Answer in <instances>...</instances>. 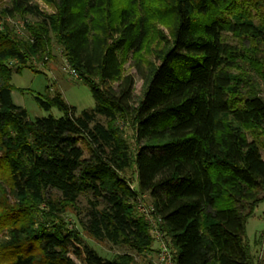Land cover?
I'll return each instance as SVG.
<instances>
[{
  "label": "trees",
  "instance_id": "1",
  "mask_svg": "<svg viewBox=\"0 0 264 264\" xmlns=\"http://www.w3.org/2000/svg\"><path fill=\"white\" fill-rule=\"evenodd\" d=\"M42 1L49 13L35 0H12L7 10L39 20L29 28V41L0 33V162L9 174L11 194L25 201L24 207L51 192L69 203L91 194L82 228L98 241L138 253L155 241L135 206L139 196L148 195L174 250V264H257L246 227L264 202V160L239 125L264 126V99L252 93L242 107L233 108L230 94H237L239 86L228 68L242 55L222 35L249 36L264 52V27L222 18L226 0H162L172 43L150 77L137 65L147 82L137 101L134 77L121 78L120 53L141 50L146 18L136 17L128 6L113 8L109 0ZM51 32L96 106L77 115L59 92L48 90L34 94L35 102L62 116L31 120L13 101L12 76L21 69L33 72L30 60L51 55ZM6 61H15L16 68ZM128 117L135 126L134 157L115 129L99 120ZM81 141L89 147L88 158ZM132 165L136 190L125 176ZM32 228H11L1 247L19 252L0 264L132 261L100 257L77 231Z\"/></svg>",
  "mask_w": 264,
  "mask_h": 264
},
{
  "label": "rangeland",
  "instance_id": "2",
  "mask_svg": "<svg viewBox=\"0 0 264 264\" xmlns=\"http://www.w3.org/2000/svg\"><path fill=\"white\" fill-rule=\"evenodd\" d=\"M37 7L49 13L51 8L42 0H35ZM113 8H132L136 17L146 18L147 36L141 50L137 53L121 52V78L131 75L135 79L134 95L138 101L144 94L147 82L140 78L137 65L142 68L144 75L150 77L160 65L164 53L171 47L172 38L169 28V19L164 17L162 0H109ZM225 1V0H222ZM227 4L221 7L225 20L249 21L259 27H264V0H226ZM12 0L0 2V33H11L23 41H29V28L39 24V20L31 15L7 13L11 8ZM219 11V10H218ZM217 11V12H218ZM198 16V15H196ZM203 22L202 16L197 17ZM52 53L42 60L32 59L29 69H21L20 73L12 76L14 86V101L25 108L29 119L53 115L60 118L62 114L55 108L50 112L41 109L34 100V94H50L59 92L62 98L76 108V114L84 110H92L96 104L89 87L68 73V62L62 52V48L56 43L54 33H50ZM222 41L236 49L242 56L234 59V67L228 71L234 77V86H239L237 94L231 93L230 100L233 108L242 107L244 99L252 93L259 94L264 99V52L256 41L249 36H242L225 32ZM9 67L16 68L15 61H6ZM67 68V70H66ZM118 82L112 83L116 88ZM49 87V88H48ZM108 127L115 129L130 146L133 157L137 146L135 141L134 121L128 118H119L115 122L99 119ZM235 124V123H233ZM237 126V125H235ZM242 132L250 141H255L259 146L264 160V126L252 123L239 125ZM84 156H90V150L84 141L80 142ZM126 178L131 188L137 189L136 170L134 165L126 172ZM10 180L7 170L0 162V263L9 261L15 252L10 249H2L1 244L8 239L11 228L25 227L34 229H57L63 231H77L81 238L91 246L104 259H114L119 256H128L132 261L125 264H174V250L169 240L160 230V220L155 216L152 200L148 195H141L136 202L137 213L151 226L155 238L152 246L143 252H136L129 247L120 244L115 245L108 241H98L90 236L80 225L89 202L93 201L91 194L81 195L74 203L64 201L60 194L51 192L41 202L24 207L25 201L18 200L10 192ZM22 201V202H21ZM21 205L18 208L17 205ZM21 209V210H19ZM19 210V211H18ZM33 225V226H32ZM247 237L252 247V255L257 264H264V202L260 203L253 216L248 220ZM24 249V248H23ZM21 248L20 251H23ZM35 252H38L35 250Z\"/></svg>",
  "mask_w": 264,
  "mask_h": 264
},
{
  "label": "built area",
  "instance_id": "3",
  "mask_svg": "<svg viewBox=\"0 0 264 264\" xmlns=\"http://www.w3.org/2000/svg\"><path fill=\"white\" fill-rule=\"evenodd\" d=\"M68 66H69V65H68ZM66 70H67V68H66ZM68 73H69L70 75H73L74 77H77V73H76V71L73 70L70 66H69V69H68Z\"/></svg>",
  "mask_w": 264,
  "mask_h": 264
},
{
  "label": "crops",
  "instance_id": "4",
  "mask_svg": "<svg viewBox=\"0 0 264 264\" xmlns=\"http://www.w3.org/2000/svg\"><path fill=\"white\" fill-rule=\"evenodd\" d=\"M12 98H13V101H14V92H12ZM14 103H15V101H14ZM16 104V103H15ZM16 105H18V106H20L19 104H16ZM22 107V106H21Z\"/></svg>",
  "mask_w": 264,
  "mask_h": 264
}]
</instances>
